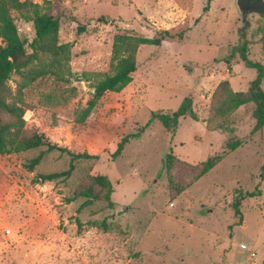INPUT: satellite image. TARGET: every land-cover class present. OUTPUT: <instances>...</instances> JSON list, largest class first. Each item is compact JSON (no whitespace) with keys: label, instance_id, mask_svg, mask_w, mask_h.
I'll return each instance as SVG.
<instances>
[{"label":"rangeland","instance_id":"374dc122","mask_svg":"<svg viewBox=\"0 0 264 264\" xmlns=\"http://www.w3.org/2000/svg\"><path fill=\"white\" fill-rule=\"evenodd\" d=\"M48 1L58 5L57 41L68 53L38 54L26 71L39 76L11 75L8 85L13 94L23 85L22 119L34 131L98 159L74 161L68 178L34 183L37 174L64 171L68 157L43 148L0 156V264H264V127L252 131L248 104L224 130L204 128L218 82L244 92L255 76L239 58V45L249 61L264 63V19L248 15L238 33L235 0ZM12 16L29 43L30 23ZM160 31L171 38L139 46L130 83L104 93L76 123L92 84L111 72L113 36L152 38ZM260 87L264 93V81ZM186 97L196 120L179 119L172 133L165 131L152 113L175 111ZM123 137L127 142L112 158ZM226 140L240 144L170 197L163 156L194 164L219 154ZM39 153V164L24 169ZM88 175L106 176L110 206L67 201ZM236 191L254 194L239 201V216L232 209Z\"/></svg>","mask_w":264,"mask_h":264},{"label":"trees","instance_id":"16d2710c","mask_svg":"<svg viewBox=\"0 0 264 264\" xmlns=\"http://www.w3.org/2000/svg\"><path fill=\"white\" fill-rule=\"evenodd\" d=\"M12 13L17 14L24 22L30 23L32 38L29 43L19 37ZM261 17L264 19V15ZM57 32V3L42 0L41 5H38L31 0H0V156L43 148V152L56 151L68 157L67 168L64 171L37 174L32 180L34 183L68 178L74 168V161L98 159L97 155L88 154L85 151L70 152L65 147L50 143L34 131L31 124L22 119L24 108L19 93L23 85L18 86L15 94L8 85L11 75L29 78V80L39 76L38 73L26 71L29 64L37 59L38 54L57 57L68 53L66 44H58ZM166 38H171L167 31H160L152 38L115 34L110 49L111 72L102 75L92 84L91 98L86 102L85 108L80 109L75 122H84L104 93L119 92L130 83L131 75L136 69L135 56L139 46H158ZM237 53L243 65L254 70L255 76L244 92L232 91L226 80L218 82L212 92L209 110L204 121V128L208 132L224 130L227 119L235 110L248 104L251 105L252 131H258L264 127V93L260 87L264 81V63L249 61L245 55L243 43L237 48ZM190 107L191 100L186 97L175 111L154 112L152 116L165 131L172 133L179 119L189 117L196 120ZM126 142L127 137L120 138L111 154L112 158L120 153ZM239 144V141L226 140L219 154L194 164L185 163L172 154L166 153L162 159V168L165 172L169 196L174 198L185 191ZM40 159V153L28 159L23 164L24 169L31 172L39 164ZM259 170L261 177L264 172V158ZM111 194L112 188L106 176L88 175L67 201L84 198L85 204L91 201H104L110 206ZM252 196H254L253 193L236 191L232 202L234 215L239 216V201L244 197Z\"/></svg>","mask_w":264,"mask_h":264},{"label":"water","instance_id":"95a60500","mask_svg":"<svg viewBox=\"0 0 264 264\" xmlns=\"http://www.w3.org/2000/svg\"><path fill=\"white\" fill-rule=\"evenodd\" d=\"M236 11L240 17L242 27L237 32H241L247 26V17L250 14L263 16L264 15V1L263 0H235ZM241 35V34H240ZM86 87L87 84L83 83Z\"/></svg>","mask_w":264,"mask_h":264}]
</instances>
